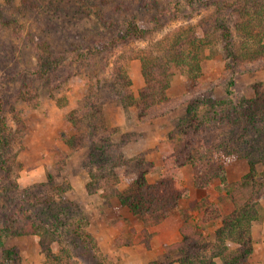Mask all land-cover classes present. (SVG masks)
Returning <instances> with one entry per match:
<instances>
[{
  "label": "rangeland",
  "instance_id": "374dc122",
  "mask_svg": "<svg viewBox=\"0 0 264 264\" xmlns=\"http://www.w3.org/2000/svg\"><path fill=\"white\" fill-rule=\"evenodd\" d=\"M0 9L19 23L15 28L0 24V107L12 134L11 146L0 158L4 160L0 162V264H155L163 258L165 246L178 238L182 220L195 216L194 203L203 197L220 214L199 228L211 244L206 251L210 254L218 243L221 218L233 209L217 178L196 187L191 165L184 164L174 178L187 190V197L179 199L160 223L149 226L116 196L90 185L89 171H100L97 160L117 156L114 148L119 147L125 159L142 154L152 163L145 178L154 183L162 172L163 155L178 143L168 134L184 122L191 96L203 93L233 105L254 96L253 86L264 85V58L232 64L213 24L222 15V20L237 21L235 15L204 0H0ZM126 19L147 29V37L127 38L109 50L106 41L121 33ZM207 23L212 42L204 48L196 86L173 68L167 101L145 117H138L134 104L119 102L116 91L123 72L135 97L144 84L137 52L154 47L179 27H194L202 35ZM234 39L237 45L240 37ZM42 40L63 65L53 75L31 81L24 70L36 67L34 44ZM26 80L28 92L25 88L22 97L19 87ZM261 132L264 135V129ZM210 135L214 136L211 129L203 131V138ZM248 160L264 189V137L249 158L233 154L222 160L227 181L243 176ZM127 185L122 179L116 188ZM258 204L264 216V195ZM18 208L25 215L19 216ZM12 211L14 224L6 220ZM25 218L42 221L50 231L43 232L41 239L36 234L11 235L12 225L25 224ZM77 223L90 238L71 231ZM250 238L252 246L251 227ZM223 243L229 248L237 245L227 238ZM251 255L252 250L247 264H255ZM214 260L221 264L218 257Z\"/></svg>",
  "mask_w": 264,
  "mask_h": 264
},
{
  "label": "trees",
  "instance_id": "16d2710c",
  "mask_svg": "<svg viewBox=\"0 0 264 264\" xmlns=\"http://www.w3.org/2000/svg\"><path fill=\"white\" fill-rule=\"evenodd\" d=\"M192 1L194 3L196 0ZM204 1L210 6L228 9L229 13L237 18V21L222 20L224 17L222 15V18L216 16L213 21L221 40L224 41L223 46L232 64H235L237 60L254 61L264 58V0ZM152 19L155 20V18ZM123 23L121 33L106 41V44H111L108 47L109 50L126 42L127 38L145 39L147 37L149 31L139 27L133 20L126 19ZM0 24L10 28L19 25L2 9H0ZM209 27L210 23H207L202 28V35L197 33L194 27H179L158 40L154 47L137 52L135 57L140 60L144 84L135 97L129 88L130 79L123 72V79L120 78L121 82L119 81L120 90L116 91L119 102L124 106L134 104L138 117H145L158 105L167 101L166 91L173 68L178 69L187 79H191L193 86H196L204 48L212 42L209 37ZM234 36L240 37L237 45H235ZM34 49L38 57L36 67L24 70V73L30 74L31 81L49 77L63 65L60 57L50 50L45 40L35 42ZM28 85L26 80L19 87L22 97L28 92ZM253 92L252 98H242L234 105L224 100H213L211 96L203 93L191 96L187 100L184 122L176 124L168 134L170 141L178 143L175 144L176 147L172 152L163 155L162 172L154 183L147 182L145 178V174L153 169L152 163L144 160L142 154L132 159H125L119 147L114 148V154L117 156H103L97 160L100 171H89L90 185L102 188L107 194L116 196L121 205H126L132 214L137 215L149 226L160 223L167 216L168 211L178 204L179 199L187 197V190L180 188L174 178L184 164L191 165L192 182L196 187H205L213 179H218L233 203V209L221 218V225L216 229L218 243L213 246L212 252L210 254L206 252L211 244L199 228L200 225L219 218L220 214L217 206L203 197L194 203L195 216L185 217L182 220L178 229L179 239L166 245L163 258L153 263L217 264L214 257H218L221 264H247L252 250L251 223L264 219L258 204L259 197L264 195V189L259 181L255 180L252 161L248 160L249 168L243 176L234 181H227L222 160L233 154L241 158H249L254 146L264 137L261 132L264 129V105L261 103L264 102V85H254ZM100 125H103L102 121ZM208 129L214 132V136L203 138V131ZM11 136V130L0 107V158L3 151L10 148ZM93 147H96V144ZM131 161L133 162L130 163ZM0 162L3 164L4 160ZM104 164L106 167H103ZM122 179L128 181V185L125 189L119 190L116 186ZM14 211L6 218L12 224H14ZM22 211L18 208L19 216L25 215ZM25 219V224H15L14 228L12 225L11 235L36 234L41 239L43 232L50 231L41 224L42 221ZM71 224L66 226L69 232ZM71 231L77 237L90 238L88 233L82 231L79 223ZM225 238L237 244L236 247H227L223 243ZM125 243L129 244V239H126ZM40 245L45 248L48 256H52L48 246L41 241Z\"/></svg>",
  "mask_w": 264,
  "mask_h": 264
},
{
  "label": "crops",
  "instance_id": "0c3cea01",
  "mask_svg": "<svg viewBox=\"0 0 264 264\" xmlns=\"http://www.w3.org/2000/svg\"><path fill=\"white\" fill-rule=\"evenodd\" d=\"M251 234L253 239L252 259L255 264H264V220L252 222ZM178 239L179 236L176 240Z\"/></svg>",
  "mask_w": 264,
  "mask_h": 264
}]
</instances>
